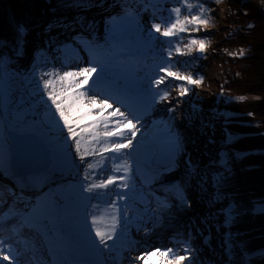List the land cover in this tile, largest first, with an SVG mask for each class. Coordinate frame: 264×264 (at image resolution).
Returning a JSON list of instances; mask_svg holds the SVG:
<instances>
[{
    "label": "snow or ice",
    "instance_id": "obj_1",
    "mask_svg": "<svg viewBox=\"0 0 264 264\" xmlns=\"http://www.w3.org/2000/svg\"><path fill=\"white\" fill-rule=\"evenodd\" d=\"M218 3L219 0H212ZM159 0H156V5ZM58 7L65 9H72L76 12L71 20L66 17H57L55 24H49L46 32L51 33L54 28H60L65 31H75L79 28L80 32H76L71 36V40L76 41L77 37L83 38V32L87 30L89 34L94 31L95 21L88 19L84 12H87L91 7H102L103 4L96 3L95 0H58ZM122 9V15L117 17L109 16L106 18V29L108 33V40L101 45L95 41H88L87 47L93 56L89 65L86 67L69 68L68 70H60L52 68L44 72L40 77V89L43 92L41 100L43 101L40 114V124L47 126L49 131L59 134L61 149L68 154L69 149H74L75 154L85 167V180L87 183L83 185L82 191L90 194L84 197L86 200L95 199L97 197H109L104 201L103 207L98 204L92 205L93 211L89 217L91 225L88 229V241L90 246L97 252L103 254L107 250L110 254L107 260H98L93 264H120L121 253L125 248L131 249L134 243L127 238V230L131 223H137V230L139 226L144 224V217L137 215H130L132 209L133 194L137 192V185L134 179L135 174H139V167H135L130 160L131 153L125 150H135L134 141L137 139L138 133L143 127L141 118L146 114L153 104L166 101L170 97V92L166 85L169 78L176 81H183L177 85L179 88V97H186L191 91L190 86L197 85L203 82L202 74H184L179 69L173 70L174 65L171 63V58L174 55H188L190 56L195 48L196 52L203 55L207 48L206 38H192L188 39V43L180 46V41L183 37L182 33L190 31H198L200 26L207 27L211 21V17L207 15L213 9L206 6L205 0H177V6H174L167 11V17H159L160 22L156 19L150 21V28H148L147 35L143 39L147 46H151L155 40L154 34H159L160 37L165 38L170 47L161 50V58L158 63L151 68L150 76L148 78V87L141 88L138 95L135 97H128L127 95L112 94L108 91H101L100 82L101 74L105 72L106 65L102 59L97 57L108 56L112 54V46L109 40H114L118 25L135 24L138 32L142 28L137 20L138 10L134 9L129 0H121L119 5ZM155 7V6H154ZM158 10V8H156ZM194 10L196 14H192ZM187 11V15H182V12ZM155 16V11L153 13ZM253 27V25H249ZM17 37L13 53L16 57H23L25 55L26 37L28 29L25 25L17 26ZM49 40V47L52 45ZM6 41H0V48L6 47ZM62 55L68 52L70 45L61 44L56 49ZM229 56L243 57L245 50L240 49L238 52H229L225 49ZM169 58L167 61L163 59V54ZM67 59V57H65ZM8 61L0 56V98L3 97L4 84L3 74L4 68ZM163 73V75H157ZM10 79L15 82L17 80L24 81L26 77L23 74L11 73ZM154 78H151L153 77ZM223 92V88L221 89ZM10 94L14 95L11 87ZM46 97V99H45ZM23 100V98H21ZM235 99L244 101L247 97L241 95ZM259 99V97H253ZM179 103V101H178ZM123 108V110H122ZM0 109H3V104H0ZM169 112H174L175 107L168 109ZM9 113L4 112L0 116V145L3 143L5 130L9 132L22 133L27 129L23 126L24 117L20 113L13 114L12 122L5 125L3 120L8 118ZM253 115V113H249ZM172 119H175L173 117ZM199 120V125L197 121ZM187 127L193 131L194 134L204 135V129L208 126L199 117V112L193 106L192 112L185 117ZM33 123H36L33 121ZM165 128L168 133V143L170 145V154L168 157L169 164L163 168V173L170 172L179 163V157L184 156L185 178L182 182L169 185L167 191L175 198L176 203L172 204L169 200L157 199V207L149 209L154 217H158L161 213L169 212H184L192 207V200L188 198L187 192L191 187L193 191L199 189L201 192L205 191V185L209 182L208 171L202 170L201 165L194 161L190 153H187L186 139L181 132L173 126L165 123ZM226 143H231L236 139L232 133L225 129ZM66 132V136L63 133ZM191 143H196V136L193 135ZM87 157H92V160H86ZM114 162L107 175L104 173V168L108 161ZM213 164L219 163L224 168V173L212 172L210 181L213 187L214 194L211 197L210 203L216 204L226 199L224 194V183L226 176L229 174L227 167L226 154L221 153L219 161H213ZM163 173L156 172L145 177L144 183L150 184L153 181L160 180ZM193 182L194 185H193ZM29 181L21 178V186L27 187ZM113 189L115 191L112 198ZM14 195V193H13ZM139 198L143 200L142 190L139 193ZM16 199H22L17 196ZM254 214H264V203L256 205L251 210ZM15 210H10L9 213L0 215V221L6 216L15 215ZM219 214L223 216V221L218 224L217 231L223 228L221 233V248L225 254H233L239 247L237 240L238 233H234L232 228L242 215L241 206L234 200L219 210ZM28 222L27 219L25 221ZM87 227V225H86ZM3 230L0 224V231ZM145 226V233L148 232ZM16 230L13 229V232ZM94 233V236L92 235ZM18 235V233H17ZM211 240V236H204V244L207 245ZM111 241L112 243H108ZM182 247H152L151 250H143L139 255L133 258L134 261L140 264H152L151 258L158 256L160 259L156 264H196V257L194 255L195 249L192 247L190 239L178 242ZM27 244L25 248L27 249ZM183 252V254H181ZM264 255V249L260 250ZM115 253V255H111ZM50 254L55 255V250L50 249ZM22 253L13 248L12 244L5 243L0 240V261H7L8 264H33L31 260H24L20 257ZM36 264H45L44 261H37ZM50 264H72V262L65 260L53 259ZM231 264V261H230ZM241 264H250L248 260L241 261Z\"/></svg>",
    "mask_w": 264,
    "mask_h": 264
},
{
    "label": "rangeland",
    "instance_id": "obj_2",
    "mask_svg": "<svg viewBox=\"0 0 264 264\" xmlns=\"http://www.w3.org/2000/svg\"><path fill=\"white\" fill-rule=\"evenodd\" d=\"M156 3V0H141L139 3L138 10V16L137 20L142 28V31L138 32L136 30L135 24H123L118 25L117 31L115 33L114 40H109V42L115 41V44L118 43L120 40L122 44H125L127 47L133 49L134 52L141 53L140 55H135L130 50H127L125 48H116L112 50V53H115V57L111 56H103V57H97L98 59H102L105 62L106 70L104 73L101 74V82H100V89L101 91L106 90H113L114 94L122 93L123 95L125 93H128V88L121 87V86H127L131 88L136 89V93L133 97L138 95L139 90L141 88H147L148 87V78L150 76L151 68L154 64L158 63L161 58V50L166 49L170 47L169 43L166 42L165 38L160 37L159 34L155 35V40L151 44V46H147L145 43V40L143 39L147 35L148 28H150V21L152 19H156V22L159 21V17L164 16L167 17L169 15L168 9L177 6V0H159V4L155 7L153 6V9L156 11L155 16L151 13L143 12L145 7L149 3ZM194 2V0H193ZM231 0H219L218 3L212 2V0H205L206 6L208 8L213 9L210 13H207L208 16H210L212 19L207 27H205L207 30H203L200 26L198 31H190L188 33H182L181 36L183 37L182 41H180V46L183 48L185 44L188 43V39L190 37L192 38H208L209 46L207 49V54H214V58H210L206 61L205 68L199 69L198 66L195 64V57H196V50L193 49V52L190 56L184 55H174L171 58V63L174 65L173 70L179 69L182 73L188 74H202L204 77V80L202 83L197 85L190 86L192 88V91L186 96V97H179L178 92L179 88L177 85L180 83H185L183 81H176L172 78H169V80L166 82V85H162L161 87H167V89L170 92V97L166 101H160L155 104H153L152 108L149 109V111L144 114L141 118V123L143 127L141 128V132L138 133L137 139L134 141L135 150L143 151L145 154H147L148 149L152 148L155 150H163L167 151L170 149V145L168 143V133L165 128V123L167 122L169 125L173 126L175 129L179 130L181 134L186 139V149L187 153L191 154V157L194 161H197L200 165H207V166H218L219 163L213 164V161H219L220 154L224 153L226 154L227 159V167L228 169L231 168L234 163L236 162V156L234 155L235 151L231 149H217L219 146L215 144L217 139L224 135L222 131H220L217 127L213 128L215 125V119L212 117L214 116H220L219 110L225 108L224 103L226 95H231L229 91L226 90V88L223 86V77L226 75V77H233L236 75V70L234 64L230 62L231 64L225 63L224 61L217 60L216 55L221 54L222 51L220 50V44H221V38L224 32V20L227 17V15L230 14V8L229 3ZM34 7L37 9L39 6L34 4ZM158 8V10H156ZM197 10H194L192 14H196ZM112 12L115 13V8L112 9ZM121 12L115 13L114 17L122 15ZM188 12L184 11L182 12V15H187ZM98 21L94 24V32L101 41L108 40V33L106 29V20H104L106 17H99ZM80 32V31H77ZM87 33L88 31L85 30L83 34ZM205 32L204 37L203 36H196L195 33H201ZM92 33V32H91ZM64 36H59V38L63 39ZM86 39V38H85ZM79 40L73 41V40H62L59 44H68L70 45V49L73 47L75 43H77ZM41 42V41H40ZM83 42V41H82ZM55 46L53 44L51 47L48 46V49L50 50L48 52V58H53V60H47V58H44L42 60L46 61L43 63L39 62V66L37 67V70H33V72L30 74V78L25 79V83L28 84L29 90L23 89L21 87H16L15 82H9L10 75L8 73L3 74V84H4V93L3 97L0 98V104H3L2 115L4 112H8V118L5 119V125L12 122L15 113H20L23 115V126L27 129L26 131H30L33 133H36L41 139L44 140L46 143V146L50 149V156H51V162L49 165V168L42 170L36 174H33L29 177H25L24 179L29 181L31 180H38L43 181L44 189L48 191V194L43 196V193L39 190L32 201H25L24 208H20L19 206H6L5 209L0 213V215L9 213L10 210H15V215L6 216L3 220L5 222H15L17 219V213L21 212L23 209H27L28 207L32 208L34 207V200L39 196L38 203L39 205L36 206V215L39 216H45L48 218L52 224L53 228H61L62 226H66L69 228V230L72 231L74 234V237H78L80 241H77L73 236L69 235L65 230L62 232L71 246L78 251H89L93 250V248L90 246V243L85 239L86 236L83 234L81 227L90 222V219H86V217H89L90 214L95 211L92 208V205L98 204L101 207H103L104 201L108 200L109 197H103V198H95L91 200H82V204L78 205L77 213L73 214L72 211L74 208H76L77 205H66L65 204V197L71 195L73 192V188L75 186H83L87 183L85 180V167L86 165L79 160L77 155L75 154L74 149H69V153L66 154L60 147L61 140L58 138L55 142L52 141L53 138H50L51 136L47 135L45 130L49 131L47 126L40 124V114L42 112L41 105L43 101L41 100V96L43 95L42 90L40 89V77L41 74L44 72H47L51 70L52 68L60 69V70H68L69 68H78V67H86L89 65L90 61L92 59H84L80 62H76L74 60V56L70 52L69 57L67 59H60V58H54L51 55H55L52 53L51 49H53ZM141 47H145L141 49ZM76 49V48H75ZM237 48L232 47L229 52H236ZM31 48L29 49L30 54ZM120 52V54H119ZM50 54V55H49ZM145 55V56H144ZM67 56V55H66ZM65 56V57H66ZM58 60L55 61L54 60ZM60 59V60H59ZM163 59L168 60L169 58L166 56V53L163 54ZM50 62V63H49ZM128 66H132V70L128 72V69H126ZM157 75H163V73H157ZM151 78H154L151 77ZM6 79V81H5ZM131 81L134 83L132 86ZM248 81V80H246ZM245 81H243L244 83ZM25 84V86H27ZM14 92V95L10 94L9 88ZM223 88V92L221 89ZM126 95V94H125ZM23 98V100L21 99ZM46 99V97H45ZM179 101V103H178ZM9 105V107H8ZM193 106L198 110L199 117L203 120V122L208 125L204 129V135H199L198 133L194 134L192 130H190L187 127V122L185 121V117L188 116L192 110ZM171 107H175L174 112H169L168 109ZM123 110V108H122ZM175 117V119H172ZM207 120L209 123H206ZM221 120V119H220ZM35 121L36 123H33ZM197 124L199 125V120L197 121ZM5 133V132H4ZM57 135L59 137V134L55 132L54 136ZM64 136H66V132L63 133ZM150 135H153L150 137ZM193 135L196 136V143H191V138ZM155 136L157 139L155 140ZM146 138L147 142H142V140ZM6 139V138H5ZM154 139V143H152V140ZM7 141V139H6ZM7 144L8 141L5 142L3 145L0 146V189L2 190V186L6 187V190L10 191V188L18 189L17 185L12 186V178L9 176H5L3 171H8L9 174L13 175L16 178V175L7 168L8 164V155H7ZM139 144V146H138ZM128 153H131L130 160H135L134 156L132 155V150H125ZM92 157H87L86 160H92ZM178 165L174 168V171H180L176 175L179 177H175L177 179H183L185 178V168H184V156H180ZM7 162L6 165H4ZM114 162L109 160L107 166L104 168V173L107 175L111 169V166ZM136 163H139L136 161ZM182 164V168L179 167V164ZM218 172L221 174L224 173V168L221 166L219 169H217ZM157 172L163 173V171L158 168ZM216 172V171H213ZM167 173H163L162 176L166 177ZM172 175V174H170ZM169 175V176H170ZM135 178V177H134ZM21 179V178H16ZM5 180V182H4ZM135 181L143 185L139 182V180ZM178 181L173 180L172 184H176ZM34 184V183H33ZM38 184V183H37ZM194 185V182H193ZM209 188L207 189L208 197L205 199L202 195H194L191 193L190 196H188L189 199L194 200L200 199L202 201V204L205 205L206 203H209L211 201V197L214 194V189L211 186V181L208 182ZM144 186V185H143ZM192 188L190 187L188 189L189 193L191 192ZM199 189H197L198 191ZM113 191H119L118 189H113ZM33 192V191H32ZM143 192V199L144 202H141L139 200V193L138 197L137 194H133L134 203H132V213L133 215L137 216H143L144 217V224L140 225L141 228L144 230V227L146 226L149 230L147 233L144 231V235L147 238H158L159 235L162 233L164 228L175 221L179 217H184L186 219V223L188 224V228L197 229L198 228H204L206 235L215 236L217 239L211 242L214 249L216 246L221 247V233L224 231L223 228H220V231H217L218 224L223 221V216L219 214V210L226 206L228 203H230L227 199H224L220 203L211 204L209 205L210 211L208 212V215H203L200 217V215H194V212L191 211V209H188L184 212H169V213H161L158 217H154L152 212L149 211V206L152 204V200L150 197H148V193L146 190H142ZM20 193H15L14 198H16ZM90 194L86 193L85 197L89 196ZM11 199V200H14ZM112 198H115L114 195ZM2 198L0 197V204H2ZM175 200V198H174ZM172 201L170 203L175 204V201ZM236 203H249L251 202L247 197L245 199H234ZM249 202V203H248ZM22 204V202H21ZM144 207V208H143ZM157 207V205H156ZM85 210L83 212H80L81 209ZM246 209V208H245ZM250 208H248V211ZM143 212V215L141 213ZM79 213V214H78ZM252 213H242L238 221H248L251 217ZM2 220V221H3ZM1 222V221H0ZM133 225H137V223L133 222L129 225L128 230L131 229ZM12 226V224H10ZM90 229V228H89ZM193 230V235H196V237H199V233L195 232ZM75 231H77L79 234H81V237L75 234ZM136 233V232H135ZM135 233H131L129 236H127L128 239H135L137 242L132 244L131 252L129 251H122L121 257H120V264H140L138 261H134L133 258L136 254H140L141 251L147 249L151 250L152 247H164L168 244V241L163 243L158 242H152L150 246H144L145 243L143 240L146 239H140L139 236ZM205 233L201 236H205ZM94 235V233H92ZM0 234V240H3L5 243L12 244L13 248L18 249L16 245H14L13 241H10L9 239H6L5 237ZM82 240H85L83 242ZM198 242L194 243V246H196ZM139 245H142V247H137ZM35 248H37L35 246ZM133 249V250H132ZM221 251V250H219ZM223 251V250H222ZM104 255L109 257V253L107 250H104ZM225 253V252H224ZM255 252H252L251 250H243V251H236L234 255L231 257L238 256L239 258L237 261H242V256L246 260L250 262V258L254 257ZM111 255H115V253H112ZM236 258V257H235Z\"/></svg>",
    "mask_w": 264,
    "mask_h": 264
},
{
    "label": "trees",
    "instance_id": "obj_3",
    "mask_svg": "<svg viewBox=\"0 0 264 264\" xmlns=\"http://www.w3.org/2000/svg\"><path fill=\"white\" fill-rule=\"evenodd\" d=\"M141 0H129L132 6H140ZM103 4L102 7H91L84 12L88 19L98 20L99 17L112 15V9L121 10V0H95ZM39 7L36 9L34 4ZM58 0H0V41H6L7 46L0 48V56L8 61L4 73L23 74L27 79L33 70H37L39 62L48 58V41L51 40L52 57H65L56 49L62 40L59 36L72 35L73 31L54 28L51 33L46 32L47 26L56 23L57 17H66L71 20L76 12L57 6ZM230 14L224 20V32L221 38V54L216 55L217 60L234 64L236 75L223 77V86L232 95V99L224 106L231 111V116L212 117L215 127L224 133L215 144L217 149H231L238 155L236 162L229 169L224 183V194L227 200L245 199L253 203H264V0H231ZM115 12V13H116ZM98 18V19H96ZM95 21V22H96ZM23 24L28 29L26 37L25 54L30 52V59L16 57L13 53L17 37V26ZM253 25V27H249ZM203 30H207L202 27ZM200 37L205 32L195 33ZM206 38V37H204ZM199 39V38H197ZM203 55L196 52L195 64L199 69L205 68L206 61L214 58V54H207L209 46ZM41 41V42H40ZM232 47L245 50L243 57L229 56L225 49ZM50 55V54H49ZM248 80V81H246ZM6 81V79H5ZM243 81H245L243 83ZM11 83L12 80H9ZM16 87L29 90L24 81H15ZM27 84V86H25ZM247 99L240 101L237 96ZM259 97V99H253ZM9 107V105H8ZM253 113V115H249ZM221 119V120H220ZM206 123H209L205 120ZM227 132L236 137L231 143H226ZM46 134L56 140L55 132L45 130ZM5 133L2 145L5 143ZM1 146V145H0ZM238 233L239 247L235 251L251 250L255 256L251 257L250 264H264V214H252L248 221H237L232 228Z\"/></svg>",
    "mask_w": 264,
    "mask_h": 264
},
{
    "label": "bare ground",
    "instance_id": "obj_4",
    "mask_svg": "<svg viewBox=\"0 0 264 264\" xmlns=\"http://www.w3.org/2000/svg\"><path fill=\"white\" fill-rule=\"evenodd\" d=\"M153 10V4L149 3L145 9L144 12L146 13H151ZM79 28L75 29L78 30ZM88 41H95L98 44H105V41H101L100 38L98 37V35H96L95 33L91 34V36H89L87 38L86 42V47H87V42ZM115 43V41L109 42V44H113ZM88 48V47H87ZM88 50V49H87ZM69 51L65 53L66 57H69ZM137 55H140L141 53L136 52ZM142 55V54H141ZM30 55L28 53L25 54V58L27 60H29ZM93 56L92 54H87L84 56L83 59H92ZM105 91L111 92L113 93V90H106ZM120 95L123 96V92L122 93H118ZM125 95V94H124ZM155 138H157L155 136ZM154 139L152 140V143ZM142 142H147V139L144 138L142 140ZM179 167L182 168V164H179ZM221 167V165L219 164L218 166H207L205 165H201V169L202 170H207L209 173V180L211 177V173L213 171H217V169H219ZM145 171L147 170H143L142 172H139V176H143L145 175ZM180 171H177V174ZM170 174H173L172 172ZM16 175V174H15ZM19 176L16 175V178H18ZM177 180L179 182H182L184 180L183 179H177L174 177H164L162 176V178L160 180L157 181H153L150 184H146V190L148 191L149 197L150 199L153 201L154 204H157V199L159 200H169V202H172L174 200V197H172V194L167 191V187L169 185H172L173 180ZM18 181V180H15ZM13 181V183L15 182ZM34 181V180H31ZM5 182V180H4ZM195 183V182H194ZM38 184H41V182H39ZM137 185V190H143L144 187L141 186L140 184H138L136 182ZM74 195L71 196H67L65 197V204L66 205H72L75 206L77 204H82L81 199H84L83 196V191L81 187H74ZM209 188L208 183L205 185V191L201 192L200 190L197 191V189L195 191L191 190V192L189 193V191L187 192V195L190 196L191 193H193L194 195H202L203 197H205V199L208 197V192L207 189ZM33 191V192H32ZM40 192L43 193V196L48 194L47 190H39ZM38 191L36 190H27V189H18L16 190V193H22L25 196H35V194ZM13 193L15 194V191L10 188V191L6 190V187L2 186V190L0 189V197L2 198L3 205L5 206H19L21 205V199H16L13 196ZM115 191H113V195H114ZM112 195V197H113ZM115 197V196H114ZM14 200H11L13 199ZM249 203V202H248ZM212 203H206L205 205L202 204V201L199 199L194 198V200H192V207L190 208L191 211L194 212V215H208L209 211H210V207L209 205H211ZM239 205L241 206L242 209V213H252V207H251V203L248 205L246 202L245 203H239ZM246 208V209H245ZM248 208H250V210L248 211ZM5 209L4 206L0 207V210L3 211ZM85 210L81 209L80 212H83ZM79 214V213H78ZM18 215L23 216L24 218H30V212H23V213H18ZM15 223V222H5L4 220L0 222V224H2L3 226V230L0 231L2 233H10L8 235V237H13L14 239L17 240V244L19 245V247L22 249V256L20 257L21 259L24 260H31L33 262V264H36L37 261H44L45 264H50V262L46 259V256H48L47 251H45V245L44 242L42 240V238L40 237V235L38 234V232L31 226V225H26L24 226L23 224L19 223V224H14L12 226H10V224ZM87 225V227H86ZM82 226V232L83 234L86 236V240L88 241L87 237H88V229L90 228V223ZM137 228V227H134ZM13 229H15L16 231L13 232ZM194 230V229H193ZM193 230L188 229V224L186 223V219L184 217H179L177 218L175 221H173L172 223L168 224L163 232L159 235L158 238H147L146 236H143V242L145 243L144 246H150L151 244H153L152 242H158V243H163L165 240H169L171 243H173L176 247L180 246L182 247V244L178 245V242L184 241V240H188L190 239L191 244H193L194 242H198L196 244V246H192L196 251L194 253L195 257H196V264H201L200 261L203 262V264H241V261H237V259L239 258L238 256L235 257H231L228 256L224 253V251H222L223 249L220 246H216V248L218 249H214L213 245H212V241L214 239V241L217 239L215 236H211V240L209 241V243L207 245L204 244V236L203 233H205V229L204 228H198L195 229V232L199 233V237H196V235L193 236H189L188 233L193 232ZM18 233V235H17ZM132 232L127 230V234L130 235ZM135 234L138 235H142V231H138ZM94 236V235H93ZM205 236L206 235L205 233ZM56 237H57V242L58 245L61 247V249L64 252V256H65V261H69L72 262V264H82V259L84 258V254L83 253H75L72 248L70 247V244L65 241L61 234L59 232H56ZM31 241L36 242L37 244V248L34 249L35 243H31ZM89 242V241H88ZM108 243H112L111 241H109ZM27 244V249L25 248V245ZM137 247H142V245H139ZM221 250V251H219ZM60 250V253H63ZM253 252V251H252ZM92 253H96L94 250H92ZM181 254H183V252H181ZM139 254H136L135 256H137ZM237 255V254H234ZM160 258L158 256L156 257H152L151 261L152 264H156V261H158ZM0 264H8L7 261H0ZM86 264V263H85Z\"/></svg>",
    "mask_w": 264,
    "mask_h": 264
},
{
    "label": "water",
    "instance_id": "obj_5",
    "mask_svg": "<svg viewBox=\"0 0 264 264\" xmlns=\"http://www.w3.org/2000/svg\"><path fill=\"white\" fill-rule=\"evenodd\" d=\"M2 110L0 109V116ZM5 124V120H3ZM8 141V166L14 174L25 176L38 173L48 168L50 164V150L46 143L36 133L24 131L22 133L5 130Z\"/></svg>",
    "mask_w": 264,
    "mask_h": 264
}]
</instances>
